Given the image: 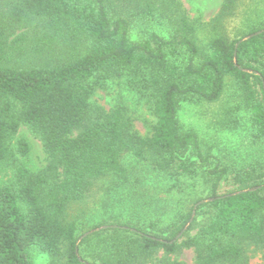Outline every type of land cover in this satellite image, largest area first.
I'll list each match as a JSON object with an SVG mask.
<instances>
[{"label": "trees", "instance_id": "trees-1", "mask_svg": "<svg viewBox=\"0 0 264 264\" xmlns=\"http://www.w3.org/2000/svg\"><path fill=\"white\" fill-rule=\"evenodd\" d=\"M174 1L0 0V169L12 171L0 184V264H34L35 252L50 264H186L176 258L185 249L193 250L194 264H250L251 246L264 264V32L241 42L234 61L238 40L264 29V0L240 17L245 0H222L211 20L215 35L203 45ZM157 22L170 27L167 37L149 29ZM121 79L151 105L156 123L147 136L124 108L90 101ZM228 89L235 94L219 124L236 131L246 123L257 148L242 165L224 147L205 146L178 118L183 104L216 103ZM21 126L41 143L47 162L39 171L24 164L30 145ZM127 155L173 188L200 177L206 196L159 233L118 223L137 232L107 228L77 243L82 233L65 218L69 206L95 180L127 182ZM207 198L214 199L196 208L173 241Z\"/></svg>", "mask_w": 264, "mask_h": 264}, {"label": "rangeland", "instance_id": "rangeland-1", "mask_svg": "<svg viewBox=\"0 0 264 264\" xmlns=\"http://www.w3.org/2000/svg\"><path fill=\"white\" fill-rule=\"evenodd\" d=\"M254 1L258 0H245V4L237 8L239 17L253 13L252 9L258 8ZM221 3L222 0H175L173 8L179 9L193 23L195 39L203 45L215 35L211 20L217 15ZM258 5L263 7L261 3ZM239 17L230 22V27L238 24ZM169 28L158 22L149 27L164 37L168 36ZM138 30L133 29V39L137 38ZM233 94L235 90L228 89L216 103L183 104L178 118L183 129L194 131L205 146L218 144L224 147L229 158L237 165H242L257 151L247 139L246 123H241L236 131L225 129L219 124L224 109L232 103L230 96ZM90 101L106 110L116 106L124 108L126 117L141 136L149 135L156 123L147 99L130 91L122 79L110 81L105 89L97 90ZM239 117L242 119L243 114ZM18 134L24 135L30 145V153L24 160L26 168L32 172L41 170L47 160L40 141L24 126L19 128ZM122 162L129 171L127 182L119 184L112 177L95 180L88 187L84 198L69 206L65 218L75 223L78 235L93 228L118 223H129L150 233H159L172 221L174 214L188 207L192 199L206 196V186L198 176L194 179L183 178L173 188L172 180L152 171L146 163L130 155L125 156ZM11 176V169H0V184H4ZM247 253L250 264L260 263L261 253L257 249L251 246ZM176 258L186 264H194L192 249L182 250ZM33 261L34 264H50L49 258L38 252L34 253ZM145 264H156V260Z\"/></svg>", "mask_w": 264, "mask_h": 264}, {"label": "water", "instance_id": "water-1", "mask_svg": "<svg viewBox=\"0 0 264 264\" xmlns=\"http://www.w3.org/2000/svg\"><path fill=\"white\" fill-rule=\"evenodd\" d=\"M263 32H264V29H262V30H258V31H256V32H254V33H252V34H248V35L244 36L243 38H241L240 40H238V42L235 44V52H234V61H235V62H236V48L238 47V45H239L241 42H243L244 40H246V39H248V38H250V37H253V36H255V35H259V34H261V33H263ZM246 71H248V72H254V71H251V70H248V69H246ZM256 74H258V73L256 72ZM262 186H263V185H258V186L252 187V188H248V189H244V190H241V191H237V192L229 193V194H226V196H230V195H233V194H237V193H241V192H246V191H255V190H257V189H260ZM218 197H222V196H218ZM213 199H214V198L202 199V200L198 201V202L193 206V210H192V213H191V217H190L188 223H187L186 226H184V228H183V229L177 234V236L174 238L173 241L178 240V239L182 236V234L187 230V228L189 227V225H190L191 222L193 221V218H194L195 213H196V208H197L200 204H202V203H206V202H208V201H210V200H213ZM117 227H120V228H123V229H130L131 231H136L135 229L128 228V227H125V226H118V225H104V226H100V227H97V228H93V229H91V230H88V231L84 232V233L80 236V238L78 239L77 243H78L82 238H84V237H86V236H88V235H90V234H92V233H95V232H97V231H100V230H103V229H107V228H117ZM136 232H137V231H136ZM138 233L141 234V235H144V234L141 233V232H138ZM173 241H172V242H173Z\"/></svg>", "mask_w": 264, "mask_h": 264}]
</instances>
